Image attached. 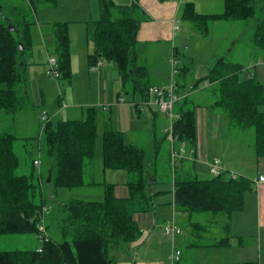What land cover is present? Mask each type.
<instances>
[{"label":"trees","instance_id":"trees-1","mask_svg":"<svg viewBox=\"0 0 264 264\" xmlns=\"http://www.w3.org/2000/svg\"><path fill=\"white\" fill-rule=\"evenodd\" d=\"M27 1L35 12L41 6L53 8L58 3V0ZM97 2L99 20L87 26L90 68L98 60L115 62L122 87L131 81L132 91L148 102L152 86L144 81L149 73L145 65H140L137 53V34L145 19L143 10L136 2L130 5L117 4L114 0ZM30 14L29 8H6L0 4V111L8 115H16L30 102L29 73L25 61L27 52L32 49ZM181 18L182 21H189L202 35L208 34L212 21L252 20L255 27L254 45L258 50H264V0H224L223 12L211 15L199 14L193 3H185ZM53 33L59 80L71 82L73 74L68 24H53ZM243 68V65L221 59L209 70L205 81L212 84L213 93L217 96L213 108L226 114L231 125L243 133L254 130L256 155L262 158L264 85L255 77L239 80L238 72ZM183 70H188V67L184 66ZM176 87L178 94V83ZM136 108L140 112L139 105ZM195 112L194 106L181 109L175 124V134L186 142L188 149L194 151L197 140ZM98 129L99 114L95 107L87 110L83 120L57 123L50 120L44 124L46 155L52 164L45 182L41 179L34 182L33 175L16 174L19 159L14 151V143L18 138L11 133L0 134V236L32 233L40 240L41 226H45L41 223L51 214L49 204L54 200L53 194L57 189L91 186H102L104 189V196L100 200L73 199L62 203L54 200L57 205L52 217L59 221L63 241L57 243L49 237L40 246L42 252L39 247L36 250L0 251V264H112L111 248L122 243H135L143 238L135 215L156 211L157 194L153 192V181L159 179L149 170V166L156 164V155L153 164L146 168L144 148L127 143L121 132L104 129L103 172L125 171L128 176L129 195L118 198L115 195L116 185L106 180L96 181V178L88 182L84 179L86 170L93 169ZM158 146L156 140L155 147ZM87 162H91V167H87ZM187 173L173 180L178 212L223 213L230 221L233 214L244 209L245 197L254 186L252 179L246 176L227 178L223 173L200 180L195 173L189 170ZM44 209L45 216L42 214L40 217ZM225 229L227 237L213 246L230 245L229 222Z\"/></svg>","mask_w":264,"mask_h":264},{"label":"rangeland","instance_id":"rangeland-1","mask_svg":"<svg viewBox=\"0 0 264 264\" xmlns=\"http://www.w3.org/2000/svg\"><path fill=\"white\" fill-rule=\"evenodd\" d=\"M114 1L117 4H122V2H124V0ZM0 4L6 8L17 6L30 9L31 14L28 19L32 22L31 40L33 53H35L36 57V61L33 62L35 73L32 71L33 74L29 79V104L16 115H8L5 112L0 111V134L11 133L18 138L14 143V151L19 159V168L16 170V174H24L28 176L33 175L34 182H38L40 179L45 182L48 178V173L52 164L46 155L45 137L42 130L44 123L41 120L43 113L47 112L52 122L57 123L58 121L83 120L89 107H95L100 116L99 121L101 122L98 129L96 157L93 162L91 161L93 169L86 170L84 177L85 181H92L93 178H96V181L99 179L103 181L105 180V177L99 173L102 171L103 163V131L104 129H112L121 132L124 134L127 143L135 144L144 148L146 168L149 164H153L152 160L156 155V164L149 166V168H151L149 170L159 179V183L155 187L157 188L155 192H158L157 201L159 204L157 213L160 217L169 216L172 207V183L176 176L179 179L181 171L179 167L176 168V166L173 165V160L170 156L171 145L168 134L166 133V130L169 127V119L162 113H159L158 118H155L154 114L156 113L154 112H159V107L155 104V99H152V106L154 108V112H152L147 102H143L141 95L132 91L131 81L128 82L126 87H122L121 80L119 79L117 81V78L119 77V69L115 62L103 61V66L96 70H91L88 66L89 45L87 40V23L99 20L100 11L97 0H58L55 7L45 8V6H41L38 8L37 12L29 7L27 0H0ZM59 22L67 23L69 27L73 74L71 82L62 81L61 79L59 80V77L48 76L50 57L55 59L57 57L54 33L51 35L53 24ZM188 22L189 21L183 20L185 38L180 37L177 42L178 44L176 45L179 49V53L176 55V59L179 63V72L176 75V82L179 86L178 91L182 94L191 92V90L198 84L197 87H199V89L196 92L207 95L206 92L201 91L206 88L205 78L209 74V65L212 64V59L208 54H204L202 45L198 40L200 39V36L192 31L190 28L192 25ZM242 23L243 24H241L242 26H240L238 31V35H241L242 33V41L239 51L241 52L240 57L245 59L247 55L243 54V52L247 51L249 46L255 47V27L252 20L242 21ZM249 23H252V28H249ZM37 31H39V34H37ZM38 36L41 38V42H39V45L35 46L36 42L34 39ZM46 37L48 38V47L44 46ZM182 43L184 44L182 45ZM36 47H40V51H44V59H42V61H39L41 59L39 58L40 51L36 49ZM237 49L238 47H236V50ZM256 52L258 53V57L262 58V60L254 63L241 61L242 63L240 64H243L245 68L238 72L239 80H245L249 76L248 73L255 74L256 71L258 76L255 77L254 75L252 77L259 80L258 77L262 76L264 79V72L261 73L264 68V50L257 49ZM261 55H263V57ZM159 59L160 57L158 58L156 55L153 59L149 52L142 51L139 63L140 65H148L150 69L154 64L153 62L155 61L158 63ZM228 61L232 64L237 63L233 60V57L228 58ZM184 66L188 67V70L184 71ZM154 69L153 66L150 73L154 72ZM150 77L151 76L145 78V83L156 84L154 77H151V79ZM119 90L123 96L122 100L124 101L125 99L128 103L120 104L116 102L115 94ZM135 102L142 104L139 107L141 110L140 116L134 106ZM103 106L106 107L103 108ZM109 107L111 108V113ZM188 107L192 108V105L189 103L188 105L185 104L183 97L179 106L177 107L176 105L175 113L179 112L181 109H187ZM103 112L107 115L105 117V123L102 122L104 117L102 115ZM244 133L247 134H240L244 136L243 146L234 145L236 149L238 147L241 149V151L239 150V153L237 151L238 155L231 152V150L229 151V149L227 154H230V160L233 166H239L245 169V171L238 174V176H242L243 174V176L251 177L254 170L257 172V169H259L257 162L254 161L256 159L255 156L248 150L251 146L254 148V130L250 129ZM251 135L252 139L250 138ZM135 137L138 142L136 141L132 143ZM156 140L159 143L157 148L155 147ZM229 144L228 147L233 148V145H231L232 143ZM176 145H178V143ZM210 148H212V143ZM219 151H222L221 147H219ZM193 157L194 156L189 154L185 155V158L194 159ZM35 159L41 160L42 164L36 166L33 163V160ZM91 162H87L89 163L87 166L88 168L89 166L91 167ZM200 162L201 161H197L198 165L206 169L207 167ZM204 162L207 161L204 160ZM190 163L191 162L185 161L184 167L189 168L191 166ZM207 175L208 178L212 176H210V173L208 172ZM226 177L231 178L232 176L227 174ZM191 178H193V176H191ZM198 178L200 180H207L202 176ZM100 192L103 193L102 186H92L84 189L76 188L72 190L59 188L53 195L55 201L62 203L70 202L73 199L79 198L83 200L101 198L98 197ZM54 200H51L49 204L51 214H46V220L44 218L43 222L45 224L47 236L50 237L52 241L61 243L63 237L60 231L59 221L52 217L53 212L56 213L55 208L57 205ZM42 214L45 216V209L41 211L40 217ZM181 214L184 217H189V213L181 212ZM207 215L212 214L199 213L195 217L204 218ZM152 216L155 217L154 213ZM222 217L223 214H219V216L215 218V227H213V224L209 225V228L213 232L219 230V224L222 225ZM167 223H170V221ZM185 223L187 222H179L178 220L176 223L181 226L183 231L181 238L187 236L189 233V227L183 225ZM42 244L44 243H41L36 234L32 233L0 236V251L36 250V248H40ZM110 251L112 252V250Z\"/></svg>","mask_w":264,"mask_h":264},{"label":"crops","instance_id":"crops-1","mask_svg":"<svg viewBox=\"0 0 264 264\" xmlns=\"http://www.w3.org/2000/svg\"><path fill=\"white\" fill-rule=\"evenodd\" d=\"M132 2H136L141 7L143 10L142 16L145 18L137 34V53L139 59L142 51L149 52L153 59L155 55L158 58L160 57L158 63L155 61L153 62L155 69L152 73L150 72L153 66L149 69L148 65L143 64L147 67L149 76L154 77V80L156 81V84H150L151 86H166L169 82L172 58L173 56L176 58V55L179 53V49L176 46L178 44V39L180 37L185 38L183 21L181 18L184 4L193 3L199 14H220L224 10V0H124L121 5H129ZM175 18L180 20L181 25L180 31L176 32L173 28ZM89 23L90 22L87 23V26ZM241 24L243 23L240 21H212L209 24V32L206 35H202L198 30L190 26L192 31L200 36V39L198 40L202 45L204 54H208L212 59V64L209 65V70L221 59L228 61V58L233 57V60L237 62L236 64L242 63L241 61L254 63L262 60V58L258 57V53L256 52L257 49L254 46H249L247 51L243 52V54L247 55L245 59L240 57L241 52L239 51V47L242 41V33L241 35H238V31L240 26H242ZM249 26V28H252V23H249ZM37 34H39V31H37ZM51 35H53V30ZM34 41L36 42L35 46L39 45L41 38L38 36ZM183 44L184 43H182V45ZM44 46L48 47L47 37L45 38ZM236 47H238L237 50ZM36 49L40 51V47H36ZM174 52L176 55H174ZM261 56L263 57V55ZM39 58H41L39 61L44 59V51H40ZM25 61L27 63L30 79V76L35 73L33 62L36 61V57L35 53H33V45L32 49L26 54ZM263 70L261 73L264 72ZM32 71L34 72L32 73ZM248 75V77L254 75L257 77L258 73L256 71L255 74L248 73ZM258 79V81L264 85V79L262 76L258 77ZM118 80L119 77L117 78V81ZM198 89L199 87H195L191 92H186L185 94L178 91L180 99L182 100L184 97L185 102L196 107L197 110L195 113L197 138L195 146L196 154L193 155L190 152L188 153L189 155L194 156L193 158L195 160L186 158L179 161L177 167L181 169L180 174L181 176H186L189 170V172L195 173L197 177L202 176L204 179H211L210 164L215 158H217L221 161V165L224 168V174L238 176V174L245 171V169H243V167L233 166L230 160V154H227V151L229 149V151L231 150V152L238 155L239 150L241 151V149L240 147L236 149L234 145L243 146L244 136L240 134L242 133L245 135L247 133H243L240 129L233 127L226 114L213 108L217 96L213 93L212 84L206 82V88L201 91L206 92L207 95L200 92L197 93L196 91ZM119 92L120 90L115 94L116 102L120 104L128 103L125 99L124 101L122 100L123 96L122 94H119ZM150 100L152 99L150 98L149 101ZM181 100L176 104L177 107ZM137 105L140 107L142 104L135 102V108ZM176 105L174 112L176 110ZM105 107L106 106H103V108ZM109 109L111 113V108L109 107ZM150 109L154 112L153 106L150 107ZM140 112H138L139 116ZM154 113H156L154 114L155 118H158V114L161 112ZM175 114L178 115L179 112H176ZM102 115L104 116L102 122L105 123V117L107 115H105V112H103ZM165 116L167 115L165 114ZM100 122L101 121H99V124ZM250 138L252 139V135ZM136 141L137 138L135 137L132 143ZM211 143L212 148H210ZM229 143H232L231 145H233V148L228 147L230 145ZM253 146L254 148L251 146L248 150L255 156L256 159L254 161L257 162L259 169H257V172L254 170L253 174H251L252 176H249V178L252 179L254 186L245 197V207L242 211L233 214L230 221L227 215L223 213H210L212 215H207L204 218L195 217L199 213H189V217H184L181 212H178L175 208L174 184L172 183L173 195L171 214L167 217L158 216L157 209L159 204L156 196L157 208L155 212L135 215V220L143 232V238L135 243H122L117 247L111 248L110 250H112V252L109 250V253L112 264H172L171 256L174 248L179 249L182 253L178 264H230L253 261H256L258 264H264V183L258 182L259 177L264 176V157L257 158L255 137ZM219 147H221L223 152L219 151ZM204 160L207 162H204ZM185 161L191 162L189 168L184 167ZM197 161H201L207 168L204 169L199 166ZM207 172L210 173V178H208ZM99 173L105 177L107 183L116 185L115 195L118 198H126L129 195L127 186L128 176L125 171L108 170L103 172L102 164V171ZM158 183V180L153 181V192L156 194H158V192H155L157 189L155 187ZM103 196L104 189L103 193H99L98 197L101 198L93 200H100ZM88 200L91 201L90 199ZM153 213L155 217L152 216ZM205 213L208 214V212ZM219 214H223L222 225L219 224V230L213 232L209 228V225L213 224V227L216 226V221L214 220ZM177 220L179 222H187L183 225L189 227V233L187 236L181 238L183 235L182 231L181 234L177 235L173 240L165 235L164 228L168 224V221H170V223L172 221L177 223ZM228 222L230 223L228 235L230 237V245L227 247L213 246L223 238L227 237L225 228Z\"/></svg>","mask_w":264,"mask_h":264},{"label":"built area","instance_id":"built-area-1","mask_svg":"<svg viewBox=\"0 0 264 264\" xmlns=\"http://www.w3.org/2000/svg\"><path fill=\"white\" fill-rule=\"evenodd\" d=\"M173 28L174 31H180L181 25L180 20L174 19L173 22ZM103 65V60H98L95 66H92L91 70H96L100 68ZM49 66L50 69L48 71V76L52 77H59V71H58V62L57 59L50 57L49 60ZM178 61L173 56L171 61V73L169 77V82L166 86H152L149 89V95L151 99H155V104L159 107V112L166 114L169 119V127L166 130V133L168 134V138L170 140L171 144V158L173 160V165L176 167L179 165V161L186 159L185 155L190 152L191 154H195L194 150L188 149L186 142L180 140L179 136L175 134V124L178 120V116L174 112L175 105L180 100V96L176 92V75L179 72L177 69ZM147 104L152 107V100L147 102ZM41 120L44 124L50 121V117L47 112L43 113ZM178 143V145H176ZM187 157V156H186ZM36 166H40L41 162L39 160H36L34 162ZM210 171L211 175L213 177H218L224 173V168L221 165V161L219 159H215L210 164ZM258 182L264 183V176H260L258 179ZM44 225V222L41 223V225ZM40 225V226H41ZM42 236H41V243L47 242L49 237L47 236L45 226H41ZM182 230L181 228L172 221L171 223L167 224L165 226V234L169 236L171 239H175L177 235L181 234ZM42 246V245H41ZM40 252H42V247L39 249ZM181 251L177 248H174L173 254L171 256V262L172 264H178L181 259Z\"/></svg>","mask_w":264,"mask_h":264},{"label":"water","instance_id":"water-1","mask_svg":"<svg viewBox=\"0 0 264 264\" xmlns=\"http://www.w3.org/2000/svg\"><path fill=\"white\" fill-rule=\"evenodd\" d=\"M48 183H50V179H48Z\"/></svg>","mask_w":264,"mask_h":264}]
</instances>
